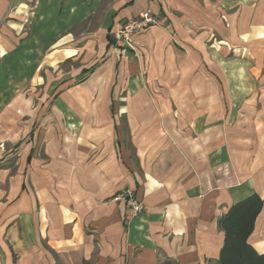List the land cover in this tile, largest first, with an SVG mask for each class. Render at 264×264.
Wrapping results in <instances>:
<instances>
[{
    "label": "crops",
    "instance_id": "crops-1",
    "mask_svg": "<svg viewBox=\"0 0 264 264\" xmlns=\"http://www.w3.org/2000/svg\"><path fill=\"white\" fill-rule=\"evenodd\" d=\"M252 195L264 255V0H0V264H217Z\"/></svg>",
    "mask_w": 264,
    "mask_h": 264
},
{
    "label": "trees",
    "instance_id": "trees-1",
    "mask_svg": "<svg viewBox=\"0 0 264 264\" xmlns=\"http://www.w3.org/2000/svg\"><path fill=\"white\" fill-rule=\"evenodd\" d=\"M262 201L252 195L229 208L218 224L224 234L217 264H264V255H258L247 244Z\"/></svg>",
    "mask_w": 264,
    "mask_h": 264
},
{
    "label": "built area",
    "instance_id": "built-area-1",
    "mask_svg": "<svg viewBox=\"0 0 264 264\" xmlns=\"http://www.w3.org/2000/svg\"><path fill=\"white\" fill-rule=\"evenodd\" d=\"M154 24H156V18L153 17L149 12H144L140 16L129 20L122 26V28L114 33L115 42L116 44H120L124 49L133 50V35ZM123 198L127 200L134 214H137L142 210V205L133 199L132 193L130 191H123L114 200L119 201Z\"/></svg>",
    "mask_w": 264,
    "mask_h": 264
}]
</instances>
